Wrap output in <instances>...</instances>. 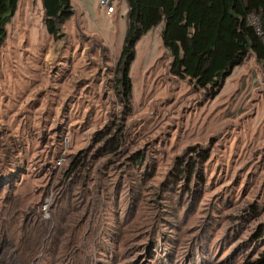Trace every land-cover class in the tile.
Instances as JSON below:
<instances>
[{
    "label": "rangeland",
    "instance_id": "1",
    "mask_svg": "<svg viewBox=\"0 0 264 264\" xmlns=\"http://www.w3.org/2000/svg\"><path fill=\"white\" fill-rule=\"evenodd\" d=\"M70 2L73 13L57 39L46 30L41 0H17L14 14L4 24L0 44V264H66V258L63 261L59 255L72 254L70 247L75 244L80 247L74 253L80 263L96 264L90 258L96 245L89 244L87 235L81 237L90 231L91 238L94 232L99 234L97 242L106 240L103 246L112 253L110 264L144 259L143 232L153 221L148 210L139 209L120 225V219L116 225L114 212H110L99 227L78 221L76 201L63 200L52 216L51 200L55 201V186L67 170L66 156L90 147L94 135L109 126L122 109L110 80L121 55L126 1L115 0L111 14L97 0ZM251 16L260 27L254 15L248 22ZM160 33L161 25L135 44L128 72L131 108L121 119L124 143L120 152L130 155L148 146L159 160L157 182L173 157L183 154L187 146L209 148L201 205L194 216L181 221V242L185 243L184 235L195 233L193 225L215 201L225 217L224 224L211 231L207 250L212 251V263L221 258L217 264H257L258 260L264 264V81L260 64L250 55L233 69L215 97H208L189 79L170 73L171 56ZM54 141L61 144L57 149ZM49 149L57 152L51 160L46 154ZM119 162L104 169L106 173L109 167L108 186ZM96 165L94 172L103 166ZM132 172L126 170V176ZM87 175L88 187L96 193L99 180ZM124 203L119 201V206ZM251 206L257 212L244 217L242 213ZM123 214L121 219L127 216ZM237 221L243 225L234 224ZM239 227L238 235L226 238L227 250L216 251L219 243L224 244L222 235L229 236L231 228ZM241 243L245 248L236 256ZM70 262L74 263L72 256Z\"/></svg>",
    "mask_w": 264,
    "mask_h": 264
},
{
    "label": "trees",
    "instance_id": "2",
    "mask_svg": "<svg viewBox=\"0 0 264 264\" xmlns=\"http://www.w3.org/2000/svg\"><path fill=\"white\" fill-rule=\"evenodd\" d=\"M41 1L46 30L57 39L62 24L73 13L71 2ZM125 1L126 29L121 55L110 80L112 88L119 96L121 112L109 126L94 135V142L90 147L66 156L67 170L60 185L55 186V201L51 200L52 216L55 214L57 203L63 200L76 201L74 209L78 221H88L92 223L90 225L95 224L99 227L100 221L103 223L110 212H114L116 225L120 219L118 222L120 225L134 216L139 209L148 210L150 215H153V221L143 232L146 236L145 243L141 242L144 259L139 263L124 262L125 264H141L142 261L143 264H217L221 258L212 263V258L210 260L212 251L207 249L212 241L210 236L213 228L224 224L225 216L224 214L221 216L222 209L218 202L211 201L208 204L206 212L193 225L195 233L184 235V244L181 242L182 232L179 227L181 221L194 216L201 205L200 188L206 183L204 165L210 155L209 148L199 144L187 146L183 154L173 157L170 167L162 173L161 179L157 182L155 178L160 169L159 160L155 154H151L148 146L143 149L137 148L130 155L122 156L120 152L124 143V132L120 123L131 108L129 66L134 59L136 42L147 31L161 25V41L171 56L170 73L176 77L189 79L194 87L202 89L206 96L215 97L233 69L250 55H253L260 64V75L264 81V0ZM16 6L17 0H0V44L5 36L4 24L14 14ZM250 15L258 17L261 34L249 24ZM55 133H59L57 128ZM57 145L61 144L54 141V149L58 148ZM54 149L46 151L50 160L57 153ZM119 159L118 171L114 174V180L109 182L112 185L110 188L106 181L109 177L107 173L109 167L106 173L104 169ZM100 163L103 166L94 172V165ZM132 169L134 171L131 173L132 176L127 177L126 170ZM89 173L91 177L96 176L99 180L96 193L94 188L88 187ZM144 194L147 196L146 199L143 198ZM124 200V205L119 206V201L122 203ZM124 212L127 216L121 219ZM256 212L257 209L251 206L242 215L245 217V214ZM234 224L243 225L239 221ZM241 230L242 227L231 228L229 236L222 235L224 244L219 243L216 251L222 253L227 250L226 238L238 235ZM69 232L74 238V232ZM54 234L52 232L50 238ZM91 234V231L81 234L82 238L84 235L90 238L88 239L90 245H96L95 255L90 258L96 264H110L112 253L110 248L103 246L106 240L97 242L99 234L94 232L93 238ZM64 235L66 233L62 236ZM105 244L110 246V243ZM79 248V245L75 244L70 247L73 250L72 254L69 253L67 257L61 254L59 256L63 261L66 258V264H83L74 254ZM238 248L239 246L236 256L245 246L241 243L240 250ZM71 256L74 263L70 262ZM262 261L258 260L257 264H261Z\"/></svg>",
    "mask_w": 264,
    "mask_h": 264
},
{
    "label": "built area",
    "instance_id": "3",
    "mask_svg": "<svg viewBox=\"0 0 264 264\" xmlns=\"http://www.w3.org/2000/svg\"><path fill=\"white\" fill-rule=\"evenodd\" d=\"M99 5L105 9L106 14H111L114 10V1L115 0H97ZM250 23H252L253 25H256V30L258 31V33H261L260 27L257 25V18L251 16Z\"/></svg>",
    "mask_w": 264,
    "mask_h": 264
}]
</instances>
